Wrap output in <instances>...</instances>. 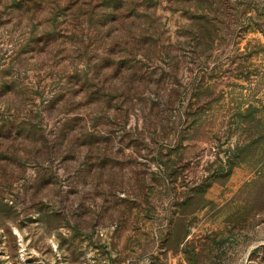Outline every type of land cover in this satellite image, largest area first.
I'll return each mask as SVG.
<instances>
[{
    "label": "rangeland",
    "instance_id": "1",
    "mask_svg": "<svg viewBox=\"0 0 264 264\" xmlns=\"http://www.w3.org/2000/svg\"><path fill=\"white\" fill-rule=\"evenodd\" d=\"M0 264H264V0H0Z\"/></svg>",
    "mask_w": 264,
    "mask_h": 264
}]
</instances>
